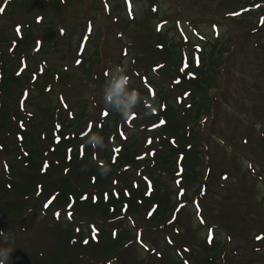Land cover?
Returning <instances> with one entry per match:
<instances>
[{
    "label": "rangeland",
    "instance_id": "374dc122",
    "mask_svg": "<svg viewBox=\"0 0 264 264\" xmlns=\"http://www.w3.org/2000/svg\"><path fill=\"white\" fill-rule=\"evenodd\" d=\"M3 1L13 18L0 11V32L18 36L26 25L32 39L19 65L30 83L12 105L23 102L35 112L51 107L50 116L39 114L41 122L53 120L42 132L76 113L88 115L81 130L103 131V147L92 148L95 156L122 146L134 133L140 155L135 173L165 181L172 202L162 219L142 209L106 223L92 214L69 218L68 208L42 203L29 210L10 238L20 254L36 256L50 248L49 225L91 233L108 224L131 233L108 264L140 259L142 264H200L204 256L217 264H264V0H62L58 6L48 0ZM163 39L173 40L176 56L165 54ZM207 48L216 52L206 64L214 85L208 96L183 87L171 74L172 67L190 70L191 58L201 68ZM117 65L125 67L129 86L139 93L163 91L182 122L190 123L186 113L193 95L203 97L204 113L195 121L201 140L197 181L181 180L179 169L155 161L154 151L164 153L159 144L165 136L159 120L145 115L148 101L126 119L104 102L103 86ZM151 84L155 88L146 89ZM22 119L29 121L19 115L9 129L15 135ZM129 169L121 168L109 188L126 183Z\"/></svg>",
    "mask_w": 264,
    "mask_h": 264
},
{
    "label": "trees",
    "instance_id": "16d2710c",
    "mask_svg": "<svg viewBox=\"0 0 264 264\" xmlns=\"http://www.w3.org/2000/svg\"><path fill=\"white\" fill-rule=\"evenodd\" d=\"M48 1L55 6L62 2ZM5 4L0 0V11L12 19L13 14ZM29 32L26 25L19 27L18 36L11 37L7 32H0V166H4L5 170L0 173V248L12 249L8 264H108L107 261L131 240L128 229L113 232L107 225H97L94 233H88L81 229L77 231L73 225H49L46 233L52 239V245L36 256H23L10 241L29 210L40 207L42 203L43 207L47 203L50 207L68 208L71 214H92L103 223L123 214H138L142 209H148L153 218L162 219L172 207L169 186L165 181L151 174L142 175V171L135 173L139 168L140 155L139 141L134 133L122 146H109L101 155L95 156L94 149L85 141L88 135H101L103 131L97 126L81 130L88 115L76 113L67 122L42 132V127L53 120L41 122L39 114L43 112L45 116H50L47 110L51 107H40L35 112L24 107L23 102L20 107L12 105L30 83L19 67L20 58L31 51ZM167 41L163 39L160 46L167 56H176L178 52L173 40ZM211 51L206 49L201 68L198 69L191 58L190 70L183 72L172 67L171 74L183 87H192L207 95L214 87L209 82L210 73L206 71L210 56L216 54ZM31 66L29 64L27 69L34 74ZM34 68L37 69L36 65ZM154 88L153 84L146 87ZM140 94L148 101L150 114L159 120L157 127L165 136L159 144L164 153L154 151L155 161L171 171L179 169L181 180L197 181L201 140L200 125L195 121L203 116V97L193 95L191 107L186 113L190 123H186L180 121L178 110L164 101L163 91H140ZM19 115H24L29 121L22 119L15 135L9 129L16 125L14 120ZM161 120L165 123L160 124ZM103 136L109 138V132ZM105 166L111 171L101 175L99 170ZM121 168H131L129 180L110 189L109 184ZM96 258L101 260L95 261ZM132 264H142V259ZM200 264H217V261L214 257L204 256Z\"/></svg>",
    "mask_w": 264,
    "mask_h": 264
},
{
    "label": "clouds",
    "instance_id": "9594fccd",
    "mask_svg": "<svg viewBox=\"0 0 264 264\" xmlns=\"http://www.w3.org/2000/svg\"><path fill=\"white\" fill-rule=\"evenodd\" d=\"M103 99L109 108L126 119L131 115L140 103H147L135 88L129 86V76L125 67L117 65L111 70L110 78L106 80L103 86ZM151 109L145 113L149 115ZM86 145L91 148H102L104 145L103 137L98 134L87 136ZM101 175H106L111 169L107 166L99 170ZM12 249L0 248V264H8Z\"/></svg>",
    "mask_w": 264,
    "mask_h": 264
},
{
    "label": "snow or ice",
    "instance_id": "6c2138e0",
    "mask_svg": "<svg viewBox=\"0 0 264 264\" xmlns=\"http://www.w3.org/2000/svg\"><path fill=\"white\" fill-rule=\"evenodd\" d=\"M177 82H178V81H177ZM105 115H107V113H105ZM164 123H165V121H163V120L160 121V124H164ZM121 135H123V134L121 133ZM150 142H151V141H149V143H150ZM115 151L119 152L120 149H116ZM56 215L59 216V213H57ZM71 215H72L71 212H69V213H68L69 218H71Z\"/></svg>",
    "mask_w": 264,
    "mask_h": 264
}]
</instances>
